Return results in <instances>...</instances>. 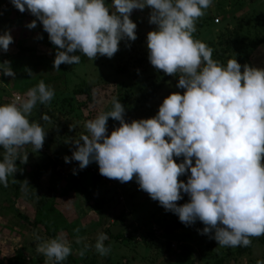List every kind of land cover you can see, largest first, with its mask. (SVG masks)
Listing matches in <instances>:
<instances>
[{
	"label": "clouds",
	"instance_id": "1",
	"mask_svg": "<svg viewBox=\"0 0 264 264\" xmlns=\"http://www.w3.org/2000/svg\"><path fill=\"white\" fill-rule=\"evenodd\" d=\"M10 2L19 12L36 17L28 29L38 22L43 25L57 49L55 71L61 64H79L81 55L93 61L98 55L113 58L121 41L138 38L137 24L130 18L133 10L151 9L149 23L157 27L147 34L149 62L157 71L178 77L176 87L184 91L165 97L156 115L130 123L124 105L114 97L110 111L85 122L87 134L73 141L75 150L65 162H78L80 170L95 162L100 175L121 183L135 178L139 190L166 212L185 226L201 222L204 227L198 233L221 247H250L252 237L264 236V67L241 65L237 59L225 66L212 58L211 47L194 39L196 24L213 0H111V7L106 0ZM13 42L10 30L0 34L4 52ZM0 75L15 78L11 61L0 63ZM54 96V88L41 80L24 98L0 105L4 187L10 176L16 182L17 160L27 162L26 146L36 152L43 148L47 132L28 117L38 103L49 104ZM109 118L119 122L110 134ZM73 174L78 172L74 169ZM24 182L22 187L28 184ZM184 194L188 202L178 204ZM35 239L44 264H63L72 254L63 233ZM108 239L103 232L96 237L94 247L101 256L111 252L105 245ZM76 242L82 241L78 237ZM90 247L85 244L81 256Z\"/></svg>",
	"mask_w": 264,
	"mask_h": 264
},
{
	"label": "rangeland",
	"instance_id": "2",
	"mask_svg": "<svg viewBox=\"0 0 264 264\" xmlns=\"http://www.w3.org/2000/svg\"><path fill=\"white\" fill-rule=\"evenodd\" d=\"M106 4L111 7V0ZM150 11L133 10L130 18L137 24L138 38L121 41L113 58L98 55L93 61L81 55L79 64H61L57 71L53 68L57 49L43 25L26 27L36 17L0 15V34L10 30L14 38L7 52L0 49V63L18 61L27 66L20 81H4L0 75V105L24 98L29 87L41 80L55 90L52 101L38 103L28 117L47 132L43 148L36 152L26 146L28 160H17L16 182L10 176L7 187L0 184V264H44L35 236L50 239L60 233L72 246L63 264H257L264 260V236L252 237L250 247H221L198 233L204 227L201 222L177 225L178 216L139 190L135 178L121 183L100 175L95 162L83 170L75 168L74 160L65 162V156L71 157L75 150L73 141L87 134L85 122L110 111L114 97L124 105L130 123L156 115L165 97L184 91L176 87L178 77L161 74L149 62L147 34L157 27L149 23ZM196 27L194 39L213 49L214 60L225 66L229 59H237L241 65L264 67V0H213ZM41 35L43 39H38ZM21 47L36 51L23 53ZM120 67L127 71L119 74ZM45 114L47 121L41 119ZM116 127L119 122L109 118V134ZM2 153L0 148L1 158ZM74 169L78 174H73ZM24 180L28 184L22 187ZM188 200L184 194L177 203ZM118 225L125 227L118 234L124 235V241L113 239L112 229ZM101 232L109 237L107 256L94 247ZM78 237L81 243L76 242ZM85 244L92 247L81 256Z\"/></svg>",
	"mask_w": 264,
	"mask_h": 264
},
{
	"label": "trees",
	"instance_id": "3",
	"mask_svg": "<svg viewBox=\"0 0 264 264\" xmlns=\"http://www.w3.org/2000/svg\"><path fill=\"white\" fill-rule=\"evenodd\" d=\"M9 10V9H8ZM11 11V10H10ZM9 15H12V16H14L15 18H17V19H19V18H25V17H27V16H29V15H31L30 14V12H28V11H25L24 13H17V12H9L8 13ZM6 16V15H5ZM4 16V17H5ZM20 51L21 52H23V53H32V52H35L36 50L35 49H32V48H23V47H21L20 48ZM116 55V54H115ZM11 67L13 68V70L15 71V73H16V75H15V78H14V80L15 79H17V80H19V78L21 77V74L22 73H24L25 71H27V66L26 65H23V64H21L20 62H18V61H15V62H13L12 64H11ZM127 71V68H125V67H120V68H118L117 69V72L119 73V74H123V73H125ZM161 74H163V75H165L162 71H159ZM1 79L2 80H7V79H12L13 80V77H9V76H3V75H1ZM20 81V80H19ZM31 88H32V86H31ZM29 89H30V87H29ZM88 94L90 95V91H88ZM89 99H92V96H90L89 97ZM0 160H2V158L0 157ZM75 168H79V164H78V162L75 164ZM18 169V173H19V168H17ZM185 182L187 181V180H184ZM19 187V186H18ZM90 196V195H89ZM92 199V198H91ZM88 201H89V197H88ZM96 205L98 206V207H101L100 206V203L99 202H96ZM176 224L177 225H180L181 224V222L179 221V218H177V221H176ZM177 227V226H176ZM114 236V235H113ZM113 239L114 240H116V241H124L125 240V238H124V235H119L118 237H113ZM246 250H249V249H246ZM240 252H242V251H240ZM236 261V260H235Z\"/></svg>",
	"mask_w": 264,
	"mask_h": 264
},
{
	"label": "built area",
	"instance_id": "4",
	"mask_svg": "<svg viewBox=\"0 0 264 264\" xmlns=\"http://www.w3.org/2000/svg\"><path fill=\"white\" fill-rule=\"evenodd\" d=\"M14 11L17 13H21L11 4L10 0H5V1H3L2 5H0V15L1 16L3 15L2 13H4V12H6L5 15H7L9 12L11 13Z\"/></svg>",
	"mask_w": 264,
	"mask_h": 264
},
{
	"label": "water",
	"instance_id": "5",
	"mask_svg": "<svg viewBox=\"0 0 264 264\" xmlns=\"http://www.w3.org/2000/svg\"><path fill=\"white\" fill-rule=\"evenodd\" d=\"M124 228H125L124 226H122V225H118L117 227H114V228L112 229V234H113L115 237H117L118 234H119Z\"/></svg>",
	"mask_w": 264,
	"mask_h": 264
}]
</instances>
